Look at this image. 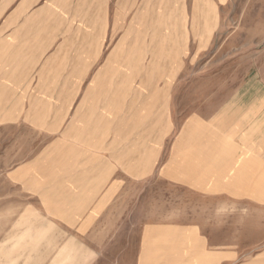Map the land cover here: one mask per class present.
<instances>
[{"label": "rangeland", "instance_id": "rangeland-1", "mask_svg": "<svg viewBox=\"0 0 264 264\" xmlns=\"http://www.w3.org/2000/svg\"><path fill=\"white\" fill-rule=\"evenodd\" d=\"M111 10L90 69L0 88V264H264V0Z\"/></svg>", "mask_w": 264, "mask_h": 264}, {"label": "crops", "instance_id": "crops-1", "mask_svg": "<svg viewBox=\"0 0 264 264\" xmlns=\"http://www.w3.org/2000/svg\"><path fill=\"white\" fill-rule=\"evenodd\" d=\"M120 1L126 6V0ZM111 7L112 0H0V88L22 92L21 88L51 85L40 82V72L79 70L81 54L83 63L86 59L83 70L90 69L96 61L101 24L104 33L111 22ZM73 62L77 67L63 66ZM112 241L116 246L117 241ZM112 246L95 262H111L122 254L112 251ZM148 253L149 247H142L141 262ZM204 255L187 254V264H206Z\"/></svg>", "mask_w": 264, "mask_h": 264}]
</instances>
